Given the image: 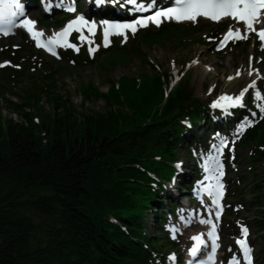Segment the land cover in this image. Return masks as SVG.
<instances>
[{
	"label": "trees",
	"instance_id": "16d2710c",
	"mask_svg": "<svg viewBox=\"0 0 264 264\" xmlns=\"http://www.w3.org/2000/svg\"><path fill=\"white\" fill-rule=\"evenodd\" d=\"M61 23L57 19L56 25ZM178 27L165 24L152 33L192 35ZM139 35L147 40L151 33ZM120 47L116 41L108 51ZM25 51L8 45L0 52V60L7 56L12 61L0 67V93L7 108L20 116L16 120L0 109V264H165L164 254L176 247L167 228L168 213L175 217L176 205L170 195L164 200L166 186L177 177L182 190L193 188L201 151L210 154L214 134H230L252 117L250 111L256 112L258 118L237 146L252 144L250 161L264 162V113L250 94L242 107L221 110L196 97L188 81L166 95L170 77L156 73L151 77L165 100L146 122L142 118L157 91L144 78L122 76L106 94L92 85L82 89L86 98L104 96L108 109L81 113L79 121L77 109L69 108L60 94L54 97V113H45L40 102L49 92L36 81L22 88L24 95L16 91L28 71L21 61ZM53 72H47L50 81L57 68ZM121 101L123 107L113 108ZM32 107L37 111H27ZM181 149L198 161L192 177L181 176L175 165ZM262 190L259 183L251 188L254 206L261 204ZM150 213L158 234L147 224ZM229 216L238 212L231 210ZM256 225L264 258V217Z\"/></svg>",
	"mask_w": 264,
	"mask_h": 264
},
{
	"label": "rangeland",
	"instance_id": "374dc122",
	"mask_svg": "<svg viewBox=\"0 0 264 264\" xmlns=\"http://www.w3.org/2000/svg\"><path fill=\"white\" fill-rule=\"evenodd\" d=\"M69 1L67 0V2ZM119 1H123L124 5H126V7L120 6L119 9L132 10L136 3H129L126 0ZM28 15H33L38 25L48 33L56 30L57 19L58 21L63 20L65 23L72 20V18L67 17L63 19L61 13L57 11L46 16H40L33 9L26 16ZM97 21L99 22L98 19ZM219 23L205 20H200L197 23H176L177 26L179 25V29H188L192 32V35L190 33L183 34L184 32L181 31H175L171 35L166 33L153 34L152 32H158L162 28L155 25L134 32L130 37L127 33H123L119 36L118 42L121 47L118 51H108L102 45V42L98 46L94 43L92 44L90 42L91 33L87 30H82L76 32L79 36L80 45L76 46L71 42L70 44L75 47L67 46L62 50L71 49L73 56L63 59L53 58L37 50L33 46L34 43L31 37L25 31L20 30L12 34L9 39L0 36V52L8 45L26 50L21 61L27 63L28 71L22 79V84L16 89L18 93L24 95L22 88L36 81L39 85L47 88L49 92V94L42 96L40 102L45 109V113H54L56 110L53 102L54 97L60 94L64 99L68 100L69 108L74 107L77 109L79 121L83 119L80 115L81 113L105 112L108 109L104 96L86 98L83 88H86L87 85H92V87L106 94L112 84H117L122 76H127L139 80L144 78L146 84L153 85V88L157 91L154 99L147 104L145 118H142V121L146 120L148 122L153 118L154 113L162 107L165 100L164 98L161 101L160 97L163 91H159V88L156 87L152 80L151 75L156 73L162 75L163 79L166 76L170 77L169 74L174 75L170 85H168V90L178 83L188 81L195 90V96L212 105L222 96H238L242 89L255 81V86L249 88L246 93L252 96L255 106L260 110V107H264V52L260 45H256L258 38L253 33L248 39L232 41L226 48L222 49L219 44L221 43L220 40L225 36V29L236 22L230 19L226 21V25H219ZM165 24L169 26L174 23L166 22ZM143 31L151 33L147 40H143L141 35H139ZM76 34L73 35V38L76 37ZM85 35L86 37H84ZM239 43L244 45L240 47ZM90 49L94 50L90 51ZM193 61H196V63H193ZM0 63V66L2 63L12 66V61L7 56H3ZM56 68L58 73L52 81L48 80V70L52 69V74H55L53 71ZM250 71L252 72L251 75L249 74ZM238 72L239 75H237ZM229 77H232V79H229ZM137 85L139 86V83ZM163 85L165 90V83ZM167 93L168 91L165 94L167 95ZM6 97L14 102H21L22 100L21 97H12L9 93L6 94ZM111 102L113 104V100ZM7 103V100L0 93V109L3 115L12 116L14 119L20 120L18 114L11 112L7 108ZM123 106L124 102L121 101L115 104L113 108H121ZM29 110L31 112L37 111L34 107L27 109V111ZM65 111L63 109L59 112L64 114ZM246 118L255 121V118L245 117L241 123H244ZM240 124L237 125L236 129L234 128L235 132L234 129L232 132L236 134L243 133L244 131H238ZM231 136V143L229 144V149H227L228 154L231 155L227 154V159L224 158L225 164L228 166L226 174L228 183L226 211L227 213L230 210L238 212V216H229L228 214L224 218V222L216 221L214 223L221 231L222 250L220 253L222 260L220 264H232L233 257L237 261L241 260V251H238V248L235 249L234 244L235 238L242 236L240 232V226L242 225L249 227L248 238L252 241L253 254L257 257L255 264H262L264 263L262 251H260L263 249V240L260 237L262 231L256 225V220L264 217V162L257 161L253 164L250 161L249 156L253 151L252 144L239 145L237 149H233L232 144L237 141V138L234 137V134ZM221 139L228 140L226 135L214 134V141L210 144V148L213 149V145H219ZM187 145L188 142H185V146ZM183 149L179 153L180 161L177 167L181 176L191 177L190 175L194 172V165L198 161L195 158H190ZM216 155V152L209 154L210 157L205 156V153L200 155L201 160H199V165H197L200 168L199 175L204 173L201 166L205 162L214 165L212 158ZM255 183L261 184L263 188L261 204L259 205L258 203L256 206L253 204L256 201L255 196L251 193V188ZM166 187L168 188V195L164 196V200H167L169 195L172 200L176 197L177 201L172 202L177 206V217H171L170 225L168 226L170 234L175 239L176 249L174 248L164 255H167V264H179L185 257L188 235L200 228L210 230L212 225H203L199 222L200 219L197 220V215L200 214L204 206L200 197L196 201L197 212H195L194 206L189 201L191 198L188 196V194H191V190H182L177 179L175 182L172 181L171 184H167ZM163 202L162 209L168 211L165 201ZM190 218L195 220V222L190 223ZM147 219L149 229L158 234L151 213ZM179 228L182 234L178 232ZM226 253H228V259H225ZM173 256L175 257L174 260L170 258Z\"/></svg>",
	"mask_w": 264,
	"mask_h": 264
},
{
	"label": "snow or ice",
	"instance_id": "6c2138e0",
	"mask_svg": "<svg viewBox=\"0 0 264 264\" xmlns=\"http://www.w3.org/2000/svg\"><path fill=\"white\" fill-rule=\"evenodd\" d=\"M129 3H135L136 0H128ZM176 3L178 7L175 8H168L166 11H157L154 16H149L144 19L156 22L158 18L160 17H167V18H176L180 20H188V21H195L197 17L203 16L210 18L212 20H218L222 17H231L232 19L236 20L237 22H242L244 25V32L241 34V30L239 28L233 29L229 28L228 33L224 37L225 40L228 39L229 36H233L236 40H242L248 38V33L253 32L256 33L258 36V39L261 41V45L264 46V27L257 28L255 27V24L260 23V18L264 16V0H176ZM24 4L21 3V0H0V21L7 20L9 24L13 23V18L17 16H23L24 15ZM69 11H73L74 9H68ZM78 20L81 23H87V21H84L83 17H79ZM21 23L28 27L29 31H32L31 25H34L36 22L30 19H26L21 21ZM77 23V20L71 21L68 26L65 27V29L61 32H57L55 34V37L60 38L59 40L53 38L48 41L49 45L57 44L63 41L64 43H67L64 38L69 34V29H72L73 25ZM137 24H143V20H138L136 22ZM146 26V25H145ZM111 27L115 29H121V28H129L133 32L136 31L135 25L133 24H116L112 25ZM78 31V29H77ZM7 35V31L4 33ZM44 34L42 32H35V37L43 36ZM108 36V30H105V38ZM83 38V37H82ZM44 44H41L37 42V47H44ZM68 47H75L73 44L68 43ZM94 49H90V51H93ZM49 51H51V48H49ZM53 55H56L55 52H52ZM193 63H196V61H193ZM249 74L251 75L252 72L250 71ZM239 75V72L237 73ZM229 79H232V77H229ZM255 86V81H253L252 84L248 85V87L241 90L238 96L232 97V96H222L213 103V107H225V105L221 104V100H227L232 101L233 103L229 106H243V97L246 92H248L249 88H252ZM260 112L264 113V107H260ZM256 113H252V116L254 117ZM261 118H264L262 116ZM253 124L252 120H248L246 118L244 123H241L239 125L238 131L243 132L247 127H251ZM227 141L224 139L220 140L219 145H213V148L215 149L217 155L212 158L213 163L215 165V170L222 169L223 165L219 161V154L221 153L223 147L227 145ZM207 170V169H206ZM223 175V172L220 171V176ZM217 179V184L209 186L210 189H223L224 185L222 183H219V177ZM209 194L211 195V190L209 191ZM222 197V193H220L217 197L213 198L212 204L217 205L218 208L222 207L219 205V198ZM217 220L220 216V211L218 210L216 213ZM201 223L204 224H212V229L207 233V235L212 238L211 240V252L213 255H210L208 257L209 261H212L213 256L216 252V249L219 247V245L216 243V240L219 239L218 234L216 233V225L212 223L211 219L208 220H201ZM241 232H242V238L237 239L236 243L239 245L241 252L243 254L244 260L247 262V264H252L251 259V248L248 243V236H249V229L246 226H241ZM204 236L203 233L191 237L193 241H198L199 243L193 244V247L189 249V254L193 257H196L201 250L207 246V242L202 239ZM171 259H175V257H170ZM232 264H239V262L236 260L235 257H233Z\"/></svg>",
	"mask_w": 264,
	"mask_h": 264
},
{
	"label": "bare ground",
	"instance_id": "6f19581e",
	"mask_svg": "<svg viewBox=\"0 0 264 264\" xmlns=\"http://www.w3.org/2000/svg\"><path fill=\"white\" fill-rule=\"evenodd\" d=\"M120 6H122V5L120 4ZM119 10H120V9H119ZM121 11H122V10H121ZM174 200L177 201L176 197H174ZM192 223H194V221H193Z\"/></svg>",
	"mask_w": 264,
	"mask_h": 264
}]
</instances>
